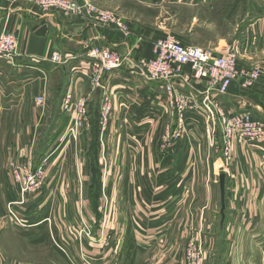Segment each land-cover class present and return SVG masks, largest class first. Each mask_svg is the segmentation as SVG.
<instances>
[{"label":"rangeland","instance_id":"374dc122","mask_svg":"<svg viewBox=\"0 0 264 264\" xmlns=\"http://www.w3.org/2000/svg\"><path fill=\"white\" fill-rule=\"evenodd\" d=\"M92 1L96 3V0ZM141 2H143L141 7H137V14L141 16L140 22L154 30L164 32L165 37H173L181 43L207 49L218 44L224 46L225 42L231 44L241 39L247 32L252 46H257V44L260 45L259 48L264 46V40L262 44L259 42L264 39L262 37L264 35H261L264 0H199L197 2L195 0H141ZM257 22L259 32L252 31L251 33V28ZM191 25H197L196 31H188ZM254 60L264 61V49L254 52ZM252 68L264 69L258 64L249 69ZM58 80L61 81L60 78ZM59 83L61 87H64L62 82ZM61 92L62 88L53 93V96L50 92L53 108L41 122L42 124L45 122L49 127L50 125L55 126V129L62 127L63 136L71 127L75 113L72 112L71 115L69 113L68 121L61 119V116L57 114L55 108L60 111ZM85 113L86 120L84 121V118L80 120L85 123V127L79 130V134L83 133V130H89L86 151L81 153L76 143L75 145L73 143L64 144L60 138L54 148L58 151L53 150L54 153H49L51 150H48L46 152L44 160L48 170L45 169L44 184L35 192L36 195L30 196L29 199L26 198L23 204L26 209L24 214L29 215L32 222L40 223V225L20 229L11 224L6 214V204L9 201H18L20 198L16 195L15 183L10 180L7 187L10 192L9 201H6V196L2 197L5 202L0 200L3 206L2 218L0 217V251L4 257L21 264H72V261H77L79 264H159L162 261L164 264H172L169 263L172 260L171 252L175 251L182 256L181 264H184L187 249L191 245V248L195 247L196 252L200 250L202 253H210L212 264H258L264 251V204L255 202L254 207L251 206V208H242L238 205V209L235 204L238 192L235 190L230 195L231 203L228 200L229 208L225 210L226 222L222 228L219 227L220 198L215 159L222 157L223 150L211 146L213 135L219 142V133L212 134L211 131L209 135L204 129L202 118L197 116L188 119L184 129L178 132L179 137L175 138L172 136V126L175 127L178 124V116L174 119H167L165 116L159 119L155 115H145L147 119L143 120L142 125L147 127L146 131H151V134L144 135L145 133H142L144 131L132 133L136 139L140 135L145 136L146 150L143 147L138 152L136 150L134 160L130 164L131 153L124 148L130 151L128 148L131 147L129 145L118 147L121 131L118 125L112 126V145L109 144L108 152H105V161L101 159L102 147L98 144L99 138L95 136V123L100 122L99 103L95 102L93 96L87 98ZM117 119L121 122L116 113L112 117L113 124H116ZM167 126L171 128L168 136H166ZM200 126L203 127L202 130H199ZM163 136V147L161 144L152 146L155 141L158 145ZM150 149L153 150V154L158 155L157 161L147 162L144 166V163L142 165L138 159L140 156L144 158L145 152ZM121 150L127 154V174H121L120 171V168H124V160L120 157ZM75 151L79 156L77 159L74 157ZM182 154L183 161L181 160ZM170 155L178 156V163L174 164V174L163 176L162 171L168 165L165 158ZM185 155L188 156L187 160ZM53 157L55 160L50 162V158L53 159ZM223 158H225L224 155ZM29 160L33 164V160L31 158ZM15 161L13 163L19 164L21 159ZM9 164V162L4 164L6 169ZM41 164H33V169ZM54 166H57L58 170L56 178L54 177L55 171L52 170ZM152 170H157V172ZM191 170L193 174L189 178L188 172ZM139 171H142L141 175L144 177L137 180L134 177ZM59 172L61 174L58 179ZM170 176H172L171 179H169ZM168 179L166 186L159 187L157 192L154 188L151 190L152 182L153 184H156V181L164 183ZM70 187L74 188V191L76 188L77 191L70 194L69 192L64 193L62 206L58 205L61 200L56 198L55 205L50 204L53 201V195L50 192L61 189L64 191L66 188L69 191ZM164 192L167 194L164 196H168L164 201L169 202L164 209L171 206L170 212H176L178 215L172 224L169 238L161 235L163 231L159 230L163 227L159 226V229H153L158 232L152 233V236H158L155 245L154 243L148 244L147 239L153 240V237L147 238L148 235L144 232L149 230L152 222L160 223L159 218L155 217L156 213L151 210L150 204L154 207L156 203L152 200L157 194L161 195ZM59 197L57 195V198ZM169 198L170 200L167 201ZM137 199L141 205V209L137 211L143 215L142 219L137 212L132 213L134 204L138 206ZM28 200L33 204H50L51 209L47 208L44 216L39 209L30 210L31 207L26 205ZM69 200L74 206L72 214L75 215H73L76 219V222L75 220L73 222L75 225L66 217L63 219L62 229L55 230L50 223L54 213H52V208L57 206V209L61 208V215L64 217L68 213L66 208ZM188 212L191 213L188 214ZM182 219H185L186 224L181 228L179 224ZM82 220L87 225L92 240L83 234L79 235ZM175 236H177L176 239ZM145 237L146 241L143 244L142 238ZM165 237L168 241H163ZM160 242L163 246L167 242V246L160 247ZM156 247L158 254L166 256L165 259L161 257L157 263H153L149 250L152 248L155 250Z\"/></svg>","mask_w":264,"mask_h":264},{"label":"crops","instance_id":"0c3cea01","mask_svg":"<svg viewBox=\"0 0 264 264\" xmlns=\"http://www.w3.org/2000/svg\"><path fill=\"white\" fill-rule=\"evenodd\" d=\"M197 1L199 0H195V2ZM142 3L143 2H141V0H96L95 4L99 8L114 12L122 19L129 32L127 36H124L116 28L112 26H101L86 17L64 18L57 11H51L47 14H43L36 7L27 3L25 0H0V31L7 30L8 32L14 34L17 42L16 52L17 55H19L18 58H15L13 64L0 60V200L4 201L2 198L3 196H6V201H9L10 198V192L9 189H7L11 180L10 168L8 166V169H6L4 164L8 162L13 163V161L20 159L21 161H25L29 158L33 160L34 165L42 163V160H44L48 150H51L49 153L58 151L56 149L54 150V148H56L60 138L64 144L66 143L70 145V143H73L75 145L76 143V147L81 150V153L86 151V142L89 130H83L84 132L79 134L76 142H74L69 139H64L66 134L62 136V127L59 126L55 129V126L52 127L50 125L49 127L45 124V122L42 124L41 120L48 115L53 108L51 105L52 98H50V92L53 96V93H56L57 90L62 88L60 111H58V108H55L57 110V114L61 116V119L65 116L63 102L67 96H70L72 100L75 101L78 98L85 97L90 94L89 83L86 76L88 63L84 57V46H102L116 50L122 54L130 52V55L134 58H150L152 55L151 47L153 43L164 38L165 33L159 30H154L151 27H147L140 22L139 18H141V16H138L137 14V7H141ZM261 20V35H264V16ZM196 26L197 25H191L188 31H196ZM259 29V23L257 22L250 31L251 33L252 31L259 32ZM248 36L249 34L246 32L241 39H238L239 41L237 40L231 43H237L240 47V53L237 59L238 70H249V68L256 64L264 67V61L258 62V60H254V52L256 50H263L264 46L262 48H259V44H257V46H252ZM262 37L264 38V36ZM263 40L264 39H261L259 42L262 44ZM231 44H227L225 42L224 46H220V44H218L217 46H212L213 48L207 49L219 52ZM53 53H59L65 63L56 66H49L43 63L37 64V60L48 59ZM124 68L125 69L120 71H114L106 74L102 78V83L104 86L108 87V90L113 92V90L117 89V95L113 97L116 107L113 116L116 115V113L119 116L120 109L118 110L117 103L123 101L125 103V107L133 108L134 114L139 115V117L145 114L149 116L155 115L158 117V114H162V117H164L165 110L163 108V102L159 100V95H161L159 88L155 84H151L155 85V88L145 90L147 85L137 82L136 79L130 77L128 75L129 69L127 67ZM59 78L61 81L58 80ZM59 82H62L64 87H61ZM239 84L240 79L238 77L232 83L227 95L223 97H216L219 104L224 106L226 108L224 109L229 113L236 112L238 110L248 111L252 115L264 120V81L262 83H255L247 89H241ZM202 87V84L192 83V85L188 87V90L192 89L193 91L202 92ZM184 91H187V88ZM156 94L158 95L156 96ZM39 96L46 97L44 105L36 104L35 99ZM94 96H96V93L93 97ZM96 97H98L97 102L99 103V95ZM160 99L163 101V96ZM150 102L156 103L155 106L157 107V111L151 110L153 106H151ZM140 110H144V112L140 113ZM69 113L70 115L72 114L71 110ZM115 123L116 124H113L112 120L108 125V130L102 131L99 122V136H97V138H99L98 144L102 147L101 159L105 161V152H108L109 146L112 145V126L118 125L121 130L118 147L121 148L126 145L131 147L128 148L130 151L126 148L124 149L131 153H129V163L132 164L134 156L136 155V150L138 152L142 149L141 147L146 150L145 136L138 135L139 138L136 139L135 135H132V133L135 134L137 129H130L131 126H127L128 124H125L124 122L122 123L116 121ZM65 126H67V124ZM202 128L203 127L200 126L199 130H202ZM146 129L147 127L140 128L137 133L144 131L142 132L145 133L144 135H150L151 131H146ZM216 129L218 131V128ZM130 136L131 139L135 140H131L129 138ZM218 136L219 142L213 135V142L211 143V146H215L217 149H222V138L220 133ZM154 143L152 146H159L161 144L160 141L158 142V145L156 141ZM50 147L51 149H49ZM152 151V149L147 150V152H145L146 156L144 158L140 156L138 161H140L142 165L144 163V166L147 162L155 163L158 155H155V153L153 154ZM75 153V159H77V157L79 158L76 151ZM81 155L82 154H80V156ZM221 156L222 157L219 159H215V165L217 171L216 178L218 179L220 174L225 175L224 216L225 210L229 208V202L231 203L230 195H232L235 190L238 192V199L235 203L237 208L238 205L242 208H251V206L254 207L255 202H262L264 204V153L259 155L255 153L254 148L251 146H247L241 142H234L230 160L226 161L225 158H223L222 153ZM120 157L124 160V168H120L121 174H127V154L121 150ZM185 158L187 160L188 156L185 155ZM182 159L183 154L181 156V160ZM54 160V157L53 159L50 158V162ZM165 160L168 165H166V169L162 171L163 176L174 174V164L178 163V156L170 155L165 158ZM172 161L173 163L171 164ZM56 167L57 166H54L52 168V170L55 171V178L58 172ZM47 168L48 166L45 164L46 171L48 170ZM153 172H157V170H154ZM128 173L130 174L129 170ZM60 174L61 173L59 172L58 179ZM141 174L142 171L136 172L134 178L137 180L143 178L144 176ZM188 174V177L193 174L192 170L189 171ZM160 177H162V175H160ZM171 178L172 176H170L169 179ZM169 179L164 183H157L156 181V184H153L152 182L151 190L154 188L157 192L159 187L166 186ZM64 191L61 189L60 191L55 190L50 192L53 195V201L50 204L53 205L56 198L61 200L58 205L62 206L64 193H74L77 189L75 188L74 191V188L70 187L69 191H67V188ZM57 195L60 197L57 198ZM164 195H167L166 192L161 195H156L154 200H152V202L156 203L154 204V207L153 204H150L151 210L156 213L155 217L159 218L158 220L160 223L156 224L155 221L152 222L151 226H149V230L144 232L145 235H148L147 238L153 237V240H148L149 238L147 239L148 244L154 243L155 245L158 236H152V233L158 232V230L153 231V229H159V226L163 227L159 230L163 231L161 235L168 236L169 238L170 232H172V224L178 215L176 212H170L171 206L164 209L165 205H169V202L165 203L166 201H164L168 198V196ZM169 200L170 198L167 201ZM27 203L28 204L26 205L31 207L30 210L39 209L40 213L42 212L44 216L46 209H51L50 204H33L30 200H28ZM29 203H31V205ZM137 203L138 206L137 204H134L132 213L137 212L138 216L142 219L143 215L138 212L141 209L139 199H137ZM71 204L72 201L69 200L67 203L68 207L66 208L68 213H66L64 217L61 215V208L57 209L58 206L52 208V213H54L53 218L51 217L50 219V223L54 226L55 230L59 229L60 231V228L62 229L64 222L63 219L66 217L70 219L71 223H73L74 220L76 222V219L73 218L74 214H72L74 212V206ZM174 205L172 206L174 207ZM179 209L180 208H178V210ZM2 211L3 206L0 203L1 218ZM18 211L25 212L26 209L23 206L19 208ZM190 213L191 212H188V214ZM225 222V218L222 223L220 220L219 227L222 228ZM184 224H186L185 219H182L179 226L181 225L182 228ZM73 225H75V223H73ZM25 231L29 230L25 229ZM168 238L165 237L163 241H168ZM174 238L176 239L177 236ZM142 240L144 244L146 237L142 238ZM59 241L62 242L61 240ZM160 244L161 242L159 243V246L162 247L163 245ZM156 245L158 247V244ZM165 246H167V242L163 248ZM147 247L150 248V246ZM157 247L155 250H153V248L152 250H149L151 252L150 259H153V263H157L161 257L165 259L166 256L165 254L163 256L162 254H158L157 249L159 247ZM205 253L204 264H212L211 254L207 252ZM171 255L174 262L171 260L169 263L181 264L182 256H180L178 252H171ZM161 263L164 264V261ZM0 264L21 263L16 260L7 259L0 251ZM258 264H264V251L259 258Z\"/></svg>","mask_w":264,"mask_h":264},{"label":"built area","instance_id":"2783aa9c","mask_svg":"<svg viewBox=\"0 0 264 264\" xmlns=\"http://www.w3.org/2000/svg\"><path fill=\"white\" fill-rule=\"evenodd\" d=\"M36 7L43 14L51 11L59 12L64 18L86 17L89 20L101 25L112 26L119 30L124 36L128 35V30L124 22L115 14L104 11L94 4L92 0H25ZM16 37L7 30L0 31V60L13 64L18 58L16 52ZM84 57L88 63L87 81L89 83L90 94L73 101L67 96L63 102L65 116L69 120L68 113L74 112L75 119L71 122L64 139L76 142L79 130L84 129L85 123L80 121L85 116L87 98L93 96L99 90V116L102 131L108 130V125L112 121L113 113L116 109L113 97L117 95V89L111 92L102 83V78L111 72L120 71L127 67L128 75L144 85L145 90L159 88L161 95L159 100L163 102L165 118L174 119L178 116V124L172 126V136L179 137L178 132L186 126L188 119L199 116L203 120L204 129L211 135L218 132L222 138V150L225 160H230L234 142H241L254 148L255 153L262 155L264 152V120L252 115L248 111H236L229 113L219 105L216 97L227 95L232 83L239 77L240 88L247 89L255 83L264 81V69L252 68L249 70H238L237 59L240 47L237 43L226 46L219 52L201 48L195 45L182 44L173 37H164L155 41L151 47L150 58H134L129 53L122 54L116 50L88 45L84 46ZM47 64L56 66L64 64V60L59 53H53L48 59L37 60V64ZM192 83L202 84V92L188 90ZM155 84V85H151ZM187 88V91H184ZM158 94H156L157 96ZM163 96V101L160 99ZM36 104L44 105L45 96L35 99ZM157 111L156 103L150 102ZM120 109L119 119L128 124L137 132L145 115L139 117L134 114V109L125 107V103H117ZM242 106V105H241ZM160 107V104H159ZM144 110H140V113ZM162 117V114H158ZM67 120V121H68ZM116 121H119L118 119ZM218 128V131L217 129ZM167 126V135L170 133ZM166 134V132H165ZM164 136L161 147L164 145ZM45 160L42 164L33 169L31 160L21 161L19 164L10 163L11 180L17 187L18 201H9L5 210L11 224L20 229L40 225L31 221L29 215L18 211L23 206L26 198L36 195L45 180ZM26 196V197H25ZM25 198V199H24ZM34 198V197H33ZM17 207V209H16ZM47 221V219L45 220ZM43 222V221H42ZM82 227L79 235L83 234L89 240L90 231L82 220ZM63 250L62 248H60ZM195 247L189 248L186 252L184 264H204L206 253L200 250L196 252ZM72 264H79L72 261ZM89 264V263H87Z\"/></svg>","mask_w":264,"mask_h":264},{"label":"water","instance_id":"95a60500","mask_svg":"<svg viewBox=\"0 0 264 264\" xmlns=\"http://www.w3.org/2000/svg\"><path fill=\"white\" fill-rule=\"evenodd\" d=\"M99 95V90L96 92V96ZM218 189H219V198H220V216H221V223L224 219V209H225V202H224V193H225V175L220 174L218 177Z\"/></svg>","mask_w":264,"mask_h":264},{"label":"trees","instance_id":"16d2710c","mask_svg":"<svg viewBox=\"0 0 264 264\" xmlns=\"http://www.w3.org/2000/svg\"><path fill=\"white\" fill-rule=\"evenodd\" d=\"M94 98H95V102H97L98 101V97H96V96H94ZM99 124L96 122L95 123V136H96V138H97V136H98V132H99Z\"/></svg>","mask_w":264,"mask_h":264}]
</instances>
